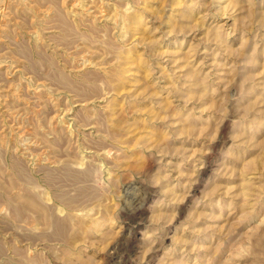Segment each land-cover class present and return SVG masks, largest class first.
Segmentation results:
<instances>
[{
	"label": "rangeland",
	"instance_id": "obj_1",
	"mask_svg": "<svg viewBox=\"0 0 264 264\" xmlns=\"http://www.w3.org/2000/svg\"><path fill=\"white\" fill-rule=\"evenodd\" d=\"M0 264H264V0H0Z\"/></svg>",
	"mask_w": 264,
	"mask_h": 264
}]
</instances>
